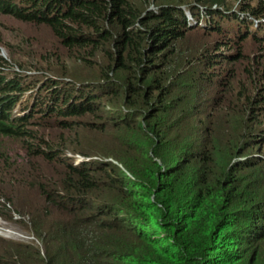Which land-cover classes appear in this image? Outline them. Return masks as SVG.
Returning a JSON list of instances; mask_svg holds the SVG:
<instances>
[{
    "label": "trees",
    "instance_id": "1",
    "mask_svg": "<svg viewBox=\"0 0 264 264\" xmlns=\"http://www.w3.org/2000/svg\"><path fill=\"white\" fill-rule=\"evenodd\" d=\"M179 1L0 0V13L46 25L91 66L86 79L44 69L32 79L39 84L0 69V137L16 145L0 153L2 169L18 165L15 154L35 172L36 157L63 168L54 180L34 175L35 240L0 237V264H264V248L252 253L264 242V83L249 91L248 83L257 90L254 70L244 63L245 82L233 96L226 86L234 71L224 66L247 60L246 42L257 45L256 55L264 51V0L233 10L223 0ZM191 33L210 40L183 52ZM96 51L104 63L92 61ZM75 119L98 139H126L147 166L138 172L112 149L81 153L99 159L74 166L68 154L79 150L35 130H68L79 126ZM0 196L23 222L25 208L1 186Z\"/></svg>",
    "mask_w": 264,
    "mask_h": 264
},
{
    "label": "rangeland",
    "instance_id": "2",
    "mask_svg": "<svg viewBox=\"0 0 264 264\" xmlns=\"http://www.w3.org/2000/svg\"><path fill=\"white\" fill-rule=\"evenodd\" d=\"M173 1L176 2L178 0H168V2ZM188 1L190 0H181L179 2ZM223 1L227 3H223L224 9H228L229 7H231V9L233 10L237 9L238 3H240L241 1V4H244L245 1H249V4L255 5V2L259 0ZM150 5L152 6L151 3H148L146 7L149 8ZM185 11L189 14L188 10L185 9ZM224 24L228 25L227 23ZM254 27L256 28L258 26ZM209 40L210 38L207 34H187L182 39L183 43L181 45V49L184 52L187 50V45H189L190 43L198 44L199 42H208ZM242 51L245 53V55H249L246 56L247 60L245 62L240 59L238 61H235L234 63L231 62L224 64L225 70L226 68H232L234 71V82L232 83L228 81L227 84H229L226 86V89H230L232 91L233 96L237 95L238 87H240L237 84H239L241 80L245 82V79H243L245 77V70H243L244 63L248 62L249 64H251L252 69L254 70L253 82L257 90L253 88L252 90H250L251 83L247 84L249 85V87L246 86V84L244 87H248V90L252 92H260L261 86L264 83V55H262L264 54V51L256 55L258 47L251 41H249V43L246 42L243 45ZM93 57L94 59L92 61H96L101 64L106 61L100 51L94 52ZM44 58H46V61L43 62ZM0 59L4 61V63L0 65V69L4 71V74L7 77L12 78L13 76H15V73H19L22 77L28 78L29 82H38V84L40 83V81L32 79L40 77L45 72L44 69L52 68L53 70H65V72L67 71L69 73V76L76 78L80 77L79 79H86L90 74L91 68V66H89V63H83L82 61L77 60L74 54L73 57H71L69 53L59 45L53 33L46 25L23 22L11 15H7L4 13H0ZM94 64L98 65V63ZM30 93L31 92L24 95V104L31 100ZM165 98L163 100L166 101ZM136 107L140 108L139 106ZM136 107L135 110L137 109ZM75 121L79 123V121L81 120L75 119ZM139 124L140 122L137 123V128L139 127ZM78 125L79 126H75L68 130H61L58 126L44 127L39 125L35 130H37L40 135L44 136L50 143L57 145L60 144L63 146V148H68L71 150H79L80 153L76 155H81V153L92 155L96 150L102 151L105 154L106 150L112 149L113 155L120 156L122 158L124 157L126 160L130 161L131 165L129 167L134 168V170H137L138 172L143 168V166H147V160L144 157V154L135 150L132 145H123L121 141L123 140V142L126 143V139L110 140L108 134H102L98 139L95 136L96 132L94 133L90 131L89 128L83 126L80 123ZM117 131L118 129L116 130V133ZM106 132L115 134V130H107ZM171 135L172 137L175 136L176 132H172L170 136ZM91 138H93L94 145L90 144ZM13 141L14 140L12 138L6 139L0 137V153L5 154V152H3L5 149L9 151V149H12V147H16V145L13 144ZM15 155H12L11 158L13 162L17 161L18 165L15 164L9 170L2 169L0 161V174L2 175H0V186L4 188V191L7 192V195H12L14 202L17 203L18 206L20 205L25 208L24 210L20 208L22 210L21 212L24 214V216L22 217L24 220L23 222H19L17 220L18 218H20L18 216L19 212L15 210V207H13L12 203L8 204L7 202H5V198L0 196V237L14 241H34L35 238L31 234V230L29 229L31 220V214L29 211L34 208L33 203L35 202L33 198L37 197V199H39L38 197H41L40 194H37L39 191V187L38 185H36L37 181L34 178V175H38L39 178H44L45 180H54L56 177H54L52 173L60 172L63 170V168L57 165L56 162H47L36 157L33 159V162L38 169L40 168V171L35 172L33 171V169L27 168V166L23 164V157L20 156L17 160L14 158ZM72 156V154H68V158L73 159ZM110 162L117 164V162L112 159L110 160ZM119 166L122 167V165ZM1 171H3V173ZM237 175H240V173H238ZM28 192L29 196H26ZM108 195L115 197V194H113L112 192ZM241 200L243 201L241 197H238L235 199V203H238ZM3 204H5L7 208H9L11 218L2 216ZM25 224L27 226V230L25 228ZM255 243L259 242L256 241ZM40 247L43 250L42 245ZM242 247L243 246H239L237 252H239ZM263 248L264 242L261 240L258 244V250L252 251V253H257V256H259V254L263 252ZM234 249H236V247H234ZM246 255L248 256V254Z\"/></svg>",
    "mask_w": 264,
    "mask_h": 264
},
{
    "label": "clouds",
    "instance_id": "3",
    "mask_svg": "<svg viewBox=\"0 0 264 264\" xmlns=\"http://www.w3.org/2000/svg\"><path fill=\"white\" fill-rule=\"evenodd\" d=\"M213 9L214 10H218V9H221L218 5L214 4L213 5ZM201 14L203 15L204 14V8H201ZM189 15V19H191V16L190 14ZM251 18V17H250ZM253 21V20H252ZM253 25L254 26H258V23L257 21H254L253 22ZM19 74V73H18ZM72 160H73V165L74 166H79L82 162H90L92 160H97L99 158L97 157H94V158H87V157H82L81 155H75V156H72Z\"/></svg>",
    "mask_w": 264,
    "mask_h": 264
}]
</instances>
